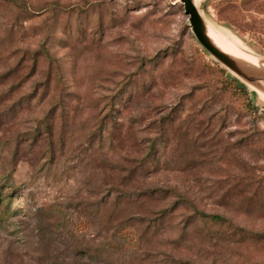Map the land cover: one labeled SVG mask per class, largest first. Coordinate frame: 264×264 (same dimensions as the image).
Returning <instances> with one entry per match:
<instances>
[{"label": "rangeland", "instance_id": "obj_1", "mask_svg": "<svg viewBox=\"0 0 264 264\" xmlns=\"http://www.w3.org/2000/svg\"><path fill=\"white\" fill-rule=\"evenodd\" d=\"M194 1L264 69V0ZM0 264H264V79L181 0H0Z\"/></svg>", "mask_w": 264, "mask_h": 264}, {"label": "water", "instance_id": "obj_2", "mask_svg": "<svg viewBox=\"0 0 264 264\" xmlns=\"http://www.w3.org/2000/svg\"><path fill=\"white\" fill-rule=\"evenodd\" d=\"M184 4L185 12L190 18V25L202 46L210 52L213 56L219 59L222 63L226 64L230 68L236 70L239 74L247 79H264V69L260 66L257 67V62L255 66L247 65L253 63L254 60L245 56L239 50L229 46L230 44L224 42L216 33L207 25L205 19L201 15L199 9L197 8L194 0H181ZM210 32L214 37L223 43L221 47H218L211 39ZM253 60V61H252Z\"/></svg>", "mask_w": 264, "mask_h": 264}, {"label": "trees", "instance_id": "obj_3", "mask_svg": "<svg viewBox=\"0 0 264 264\" xmlns=\"http://www.w3.org/2000/svg\"><path fill=\"white\" fill-rule=\"evenodd\" d=\"M203 215H206L208 218L211 219L212 222H215V223H221V224L226 223V222L230 223V219L222 215H219V214H203Z\"/></svg>", "mask_w": 264, "mask_h": 264}]
</instances>
